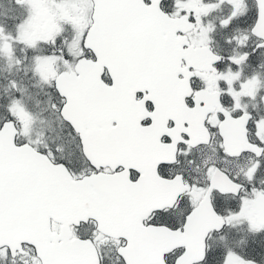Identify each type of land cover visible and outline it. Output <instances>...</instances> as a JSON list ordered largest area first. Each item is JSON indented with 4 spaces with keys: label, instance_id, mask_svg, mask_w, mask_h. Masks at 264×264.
I'll return each instance as SVG.
<instances>
[{
    "label": "snow or ice",
    "instance_id": "obj_1",
    "mask_svg": "<svg viewBox=\"0 0 264 264\" xmlns=\"http://www.w3.org/2000/svg\"><path fill=\"white\" fill-rule=\"evenodd\" d=\"M0 264H264V0H0Z\"/></svg>",
    "mask_w": 264,
    "mask_h": 264
}]
</instances>
